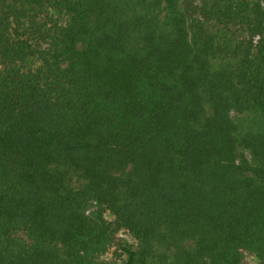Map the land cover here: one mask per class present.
<instances>
[{
	"label": "trees",
	"instance_id": "obj_1",
	"mask_svg": "<svg viewBox=\"0 0 264 264\" xmlns=\"http://www.w3.org/2000/svg\"><path fill=\"white\" fill-rule=\"evenodd\" d=\"M247 254L264 264V0H0V264Z\"/></svg>",
	"mask_w": 264,
	"mask_h": 264
},
{
	"label": "rangeland",
	"instance_id": "obj_2",
	"mask_svg": "<svg viewBox=\"0 0 264 264\" xmlns=\"http://www.w3.org/2000/svg\"><path fill=\"white\" fill-rule=\"evenodd\" d=\"M216 29V28H215ZM220 30L222 31V29L220 28ZM220 60L216 61V64L219 63ZM241 119L246 122L247 124H253L256 122V120L254 119V116L252 114H245L241 117ZM108 218H111V216L108 214L107 215ZM260 261L259 259L254 256V255H249L247 254L244 260L245 264H258Z\"/></svg>",
	"mask_w": 264,
	"mask_h": 264
}]
</instances>
